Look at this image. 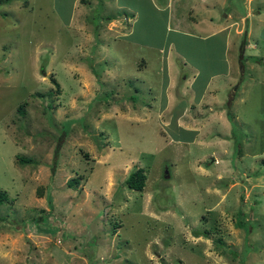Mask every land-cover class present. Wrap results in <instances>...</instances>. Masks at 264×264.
Returning a JSON list of instances; mask_svg holds the SVG:
<instances>
[{
	"label": "rangeland",
	"instance_id": "374dc122",
	"mask_svg": "<svg viewBox=\"0 0 264 264\" xmlns=\"http://www.w3.org/2000/svg\"><path fill=\"white\" fill-rule=\"evenodd\" d=\"M78 4L0 3V264H264L263 188L244 203L236 197L243 188L226 191L228 178H220L227 197L219 199L215 177L198 168L210 163L206 154L215 149L207 139L215 144V136L190 142L177 125L196 113L186 108L195 102L181 60L205 46L183 40V28L166 26L164 10L148 19L145 6L137 19L126 13L122 29L107 31L102 19L113 5L105 11L91 2L84 29L74 24ZM125 37L173 40L163 45L176 56L167 109L164 53ZM242 37H231L232 63ZM255 53L264 59V44L246 49ZM252 73L237 80L250 98L232 107L240 123L230 124L227 139L236 145L244 130L253 141L247 149L261 156L264 69ZM258 161L244 158L264 169ZM138 167L146 173L142 191L125 183ZM73 179L78 183L69 186Z\"/></svg>",
	"mask_w": 264,
	"mask_h": 264
},
{
	"label": "crops",
	"instance_id": "0c3cea01",
	"mask_svg": "<svg viewBox=\"0 0 264 264\" xmlns=\"http://www.w3.org/2000/svg\"><path fill=\"white\" fill-rule=\"evenodd\" d=\"M96 1L102 3L105 11L113 5L112 10L108 11L112 15H105L102 19V21H106L105 29L107 31L117 30V27L122 29L124 26L122 19L129 21L126 13L132 15L131 19H135V17L137 19L138 11H141L145 6L148 19L164 10L166 12V26L170 23L175 29L183 28V40L186 42L188 40H199L202 46H205V52L201 51L200 55L190 54L188 59L184 56L185 59L182 58L181 60L184 61L182 64L187 68V74L184 72L182 76L183 83L186 89L190 87L188 95L191 96V101L195 102V104H191L186 108H190V111L196 109V113L194 116L191 113L181 116L177 119V125L182 123L181 126L184 127H180V129L191 135L192 140L190 142H198V139L202 140L205 136L207 138L215 136V144L212 140L207 139L208 143L213 144V149H215L210 154H206V156L212 158L210 163L206 164V169L200 166L198 168L203 177L209 178L211 175L215 177L214 182L218 184L215 190L218 189L219 199L224 200L227 197L226 191H230L231 188L234 189L239 185L243 188V192L239 191L236 197L243 200L244 203H246L254 189L258 187L263 188L260 192L263 195L264 169L253 167L252 162L247 165L244 158L250 156L252 161L253 159L260 160L258 162L264 165V152L261 156H256L252 150L247 149L249 146H253V141L248 142L249 138L244 130L242 132L244 138L237 141L236 145L231 146L227 138H231V135L228 134L231 130L230 124L233 128L232 124H238L240 121V115L233 112L232 107L237 105V102L242 104L250 98L243 93L247 86L237 83L238 78L241 76L243 78V73L246 71L250 75H254L252 70L255 73L257 68L264 69L262 56L257 53L246 54V49L254 48L256 51L258 46L264 44V0H238L237 4L235 0H157V2L156 0H78L79 4L76 7L77 15L74 24H78L84 29L87 27L86 23L90 21L86 14L88 5L91 2L96 3ZM161 2H165L166 6L161 7ZM259 4L261 9H255V6ZM114 9L123 12L125 14L124 18L116 16L113 13ZM84 13L86 14L85 19L83 18ZM176 33H179V31ZM232 35L240 36V38L243 36L240 42L239 55L234 56L237 57L236 61L233 60L234 63L229 58L231 55L233 59V55L229 52L231 42H234L231 39ZM126 37L122 39L124 42L128 41L151 49H158L164 53L163 59L167 71V83L164 85V109H167L166 104L172 98L171 93H168V89H172L175 83L170 76L169 67L174 65L176 56L170 54V47L163 48V45L165 43H168V46L173 45V40L163 38L161 41L151 42L146 39L137 40ZM176 54L183 56L178 50H176ZM146 64L145 58L141 56L139 65L141 68H145ZM214 81H219V86ZM236 91H238V94H235ZM205 98L206 103L203 105L196 103V100L201 102ZM196 105L201 107H196ZM197 109L201 110L198 111ZM212 122H217V125L215 127L214 125L211 126ZM183 123L191 125H183ZM211 131L213 132L211 133ZM225 131L227 132L225 133ZM243 140H246L245 143ZM196 160L200 159L197 158ZM201 162L207 163L204 160ZM234 172L236 175H234ZM220 178H228L226 191L222 188L224 183H221ZM220 186L222 187L220 188Z\"/></svg>",
	"mask_w": 264,
	"mask_h": 264
},
{
	"label": "trees",
	"instance_id": "16d2710c",
	"mask_svg": "<svg viewBox=\"0 0 264 264\" xmlns=\"http://www.w3.org/2000/svg\"><path fill=\"white\" fill-rule=\"evenodd\" d=\"M5 1L7 2L8 0H0V3L5 2ZM23 108H24L23 104L19 105L18 111L23 112ZM229 117H230V114H229ZM18 161H20L21 163L31 162V160L27 161V159L24 157L18 158ZM145 180H146L145 170L141 167H138L137 169H135L128 175V177L125 179V183L130 189L142 191L145 186ZM76 183H78V179H73L69 181V186H73ZM4 198H5V192L0 191V202H2Z\"/></svg>",
	"mask_w": 264,
	"mask_h": 264
},
{
	"label": "water",
	"instance_id": "95a60500",
	"mask_svg": "<svg viewBox=\"0 0 264 264\" xmlns=\"http://www.w3.org/2000/svg\"><path fill=\"white\" fill-rule=\"evenodd\" d=\"M166 177H168V174L166 175Z\"/></svg>",
	"mask_w": 264,
	"mask_h": 264
}]
</instances>
